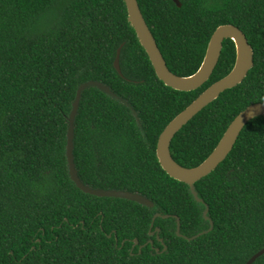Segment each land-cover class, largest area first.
Masks as SVG:
<instances>
[{
  "label": "trees",
  "instance_id": "obj_1",
  "mask_svg": "<svg viewBox=\"0 0 264 264\" xmlns=\"http://www.w3.org/2000/svg\"><path fill=\"white\" fill-rule=\"evenodd\" d=\"M179 1L138 0L171 72L194 75L223 25L240 28L254 51L244 82L173 139L174 160L195 168L242 111L264 103V0ZM121 47L123 76L114 67ZM235 62L236 46L226 40L210 80L177 91L158 78L125 0H0V264H246L263 250L264 117L249 122L225 161L196 183L210 233L178 237L173 217L151 227L160 213L179 217L188 238L210 228L204 205L161 167L157 146L168 124ZM90 81L129 106L98 88L83 92L74 136L81 181L140 194L154 208L85 194L71 180L69 118L79 86Z\"/></svg>",
  "mask_w": 264,
  "mask_h": 264
},
{
  "label": "water",
  "instance_id": "obj_2",
  "mask_svg": "<svg viewBox=\"0 0 264 264\" xmlns=\"http://www.w3.org/2000/svg\"><path fill=\"white\" fill-rule=\"evenodd\" d=\"M173 1L178 7L182 6L179 0ZM125 3L127 6L128 21L135 30L140 44L148 54L158 78L164 82L166 86L174 90L181 92H191L203 87L210 80L219 63L224 42L226 40H232L236 46V62L231 72L226 77L217 81L208 89H206L191 105H189L184 111L175 117V119H173L164 129L158 141L157 157L161 167L171 178L186 184L189 187L190 193L192 194L195 201L204 205L205 210L203 212V217L205 221L209 222L210 228L191 238H188L181 234V220L179 217L162 215L160 213L154 216L151 227L153 228L154 222L157 218L169 219L173 217L177 220L176 235L178 237L185 238L188 241H193L205 234L210 233L214 228V223L209 217V206L202 198H200L196 189V183L214 172L219 167V165L225 161V159L232 152L242 131L249 122L256 118L264 117V103L250 105L244 111H242L230 124L211 155L201 165L195 168L183 167L174 160L171 154V143L175 136L201 111L216 101L223 93L236 88L244 82L249 72L254 67V51L249 43V40L247 39L246 34L240 28L230 24L223 25L218 27L213 33L200 69L194 75L189 77L178 76L171 72L168 68L163 54L161 53L159 46L143 17L138 0H125ZM121 51L122 47L118 50L114 67L120 76H123L120 65ZM88 88H98L109 96L124 102L112 92L109 86L101 82L90 81L79 86L76 99L73 103V110L69 118L68 142L66 151L71 180L74 182L77 188L85 194L100 198H117L129 200L148 208H154V203L140 194L131 193L128 191L93 189L81 181L75 165L74 157L75 121L78 115L83 92ZM124 103L128 105V103ZM133 113L137 117L136 112L133 111ZM156 232L159 233L160 229L157 228ZM154 235L155 232H150L151 237ZM161 242L163 241L161 240ZM134 243L136 246L138 241L135 240ZM149 243L153 245V241H150ZM141 249L142 247L140 250ZM166 249L167 248L165 247V250ZM157 253H159L158 249ZM263 255L264 249L255 254L246 264H254Z\"/></svg>",
  "mask_w": 264,
  "mask_h": 264
}]
</instances>
